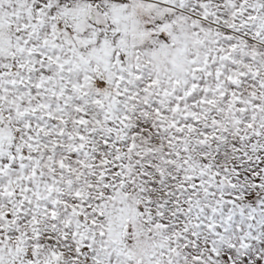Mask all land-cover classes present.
I'll use <instances>...</instances> for the list:
<instances>
[{"label": "snow or ice", "instance_id": "snow-or-ice-1", "mask_svg": "<svg viewBox=\"0 0 264 264\" xmlns=\"http://www.w3.org/2000/svg\"><path fill=\"white\" fill-rule=\"evenodd\" d=\"M0 264H264V0H0Z\"/></svg>", "mask_w": 264, "mask_h": 264}]
</instances>
